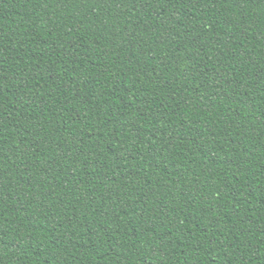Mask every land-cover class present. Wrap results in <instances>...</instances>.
<instances>
[{
	"label": "trees",
	"instance_id": "obj_1",
	"mask_svg": "<svg viewBox=\"0 0 264 264\" xmlns=\"http://www.w3.org/2000/svg\"><path fill=\"white\" fill-rule=\"evenodd\" d=\"M0 264H264V0H0Z\"/></svg>",
	"mask_w": 264,
	"mask_h": 264
}]
</instances>
